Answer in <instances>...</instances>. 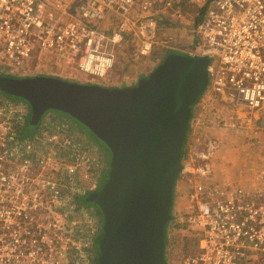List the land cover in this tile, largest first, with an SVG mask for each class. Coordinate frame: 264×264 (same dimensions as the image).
Here are the masks:
<instances>
[{
    "label": "built area",
    "instance_id": "obj_1",
    "mask_svg": "<svg viewBox=\"0 0 264 264\" xmlns=\"http://www.w3.org/2000/svg\"><path fill=\"white\" fill-rule=\"evenodd\" d=\"M183 4L191 6L199 18L194 27L193 52L210 58L207 94L225 104L223 125L249 133L257 130L256 114L264 109V0H0V74L26 77L34 67V59L53 56L63 65L72 64L85 74L103 79L115 64L117 49L127 34L126 24L133 21V16L136 20L131 31L140 40L139 53L147 54L164 10L172 18L184 16ZM112 16L120 18L119 26L113 31L101 29V24ZM27 115V110L0 90L2 190L17 197L35 180L32 168L37 165L46 169L54 156L60 175L51 178L40 174L41 184L54 203L50 207L58 208L69 196L65 202L73 204L70 209H77L81 197L87 194L80 184L85 173L81 147L56 114H46L36 133L22 137ZM201 124V119L193 123L201 149L193 152L191 164L182 166V170L208 177L218 142L209 136L200 141L196 132ZM243 145L264 154V138L255 141L251 136ZM63 156L71 163H62ZM260 161L258 177L264 179V157ZM263 197L260 190L252 192L233 184L195 183L191 193L193 211L185 222L200 237V251L186 257L184 264H264ZM0 208L7 213H23L19 206L1 204ZM7 217L14 219L10 214ZM72 223L71 235L78 241L77 234L82 230L79 223ZM18 226V221H12V230L8 231L16 251L20 243L36 242L30 236H19ZM100 232L90 230L92 252H96ZM6 234L1 224L0 258ZM77 257H70L71 263L78 262ZM96 258L97 252L80 262L93 264Z\"/></svg>",
    "mask_w": 264,
    "mask_h": 264
},
{
    "label": "water",
    "instance_id": "obj_2",
    "mask_svg": "<svg viewBox=\"0 0 264 264\" xmlns=\"http://www.w3.org/2000/svg\"><path fill=\"white\" fill-rule=\"evenodd\" d=\"M172 58L122 88L0 74V90L29 105L33 123L64 115L109 154L102 184L83 199L102 217L95 264H166L174 188L210 59Z\"/></svg>",
    "mask_w": 264,
    "mask_h": 264
},
{
    "label": "rangeland",
    "instance_id": "obj_3",
    "mask_svg": "<svg viewBox=\"0 0 264 264\" xmlns=\"http://www.w3.org/2000/svg\"><path fill=\"white\" fill-rule=\"evenodd\" d=\"M181 10L184 16L180 19L166 16V10H164V16H161L158 20V27L153 37V47L147 54L139 53L140 40L131 31L134 27L133 22L136 20V16H133V21L126 24L127 34L125 35V40L117 49L115 64L103 79L92 77L77 68L64 66L53 56L34 59L32 61V66L34 67L30 69L29 75L26 77L47 75L61 77L71 82L99 84L110 88L135 86L140 79L153 72L163 59V54L167 49H186L191 46L194 39L196 17L193 16L194 11H192V8L185 7L184 4ZM120 23V18L112 16L101 24V29L113 31ZM168 57H173L172 59L177 61L191 58L187 53L179 50L168 51ZM202 64L204 65V63ZM14 104H19V107L24 111L27 110L25 104L20 101H14ZM225 112V104L220 98L215 97L214 100H210L208 94L202 96L194 106L193 113H195V116L194 119L192 117L184 146L185 155L182 158V166L191 164L193 152L199 150V147L201 149V145L194 137L193 123L195 124L198 119L202 120V124L197 127L198 131L196 132L201 136L200 141L205 140L204 138L209 136L218 142V148L210 176L200 177L186 169L180 172L174 188L173 206L171 209L172 218L166 227V264H180L184 257L196 249V238H198V235L185 222V218L193 211L191 193L195 183L200 182L207 185L211 182L217 185L233 184L252 192L255 190L254 188H259L264 193V180L257 181L252 176L245 182L244 179H236L233 170L230 171L228 169L226 171L228 175H226L223 170L214 169L215 163L217 168H221L217 163L225 161L226 158L235 157L237 147L234 144L242 145L245 139L249 140L251 136L255 141L264 138V109L259 115L256 114L255 123L259 128L250 133L244 130L233 132V129L225 127L221 118ZM47 114L50 116L55 115L53 112H48ZM60 117L71 130L77 144L81 147V159L83 160L85 173L81 178L80 184L82 191L90 194L88 191L93 192L102 184L106 175L105 172H107L109 167V160H105L103 154L97 150V148H100L99 145L87 132L76 128L77 125L66 116L60 115ZM26 121L25 135L33 132L34 128L38 126V124L32 122V116L27 117ZM252 153L257 154L259 160L264 157V154L258 148H253L250 155ZM62 159L64 161L62 163L65 164H69L72 161L67 156H63ZM230 162L232 160L229 159ZM193 164L196 166V163ZM56 167H59V163L54 156L46 169L35 165L32 168V176L35 180L26 187L23 193L18 194L14 198L10 197L8 193H4L0 185V205L19 206L22 208L21 212H23L22 215L18 212L7 213L0 208V225L4 226L7 233L3 239L0 264H81L80 261L85 262L87 255H95L96 252H92V244L90 243V230L91 228L98 231L101 230L102 217L97 210L85 206L84 203V205L78 204V208L75 210L70 209L73 204L65 202L69 196H65V200L59 204L61 206L58 208L50 207L54 203L46 194V188L41 184L40 174L51 178L52 176L57 177L60 174L56 171ZM35 204H38V206L35 207ZM9 214L14 219L7 217ZM12 221L20 223V226L17 227L19 236L28 238L30 236L36 242L20 243V245L16 246V251L15 246L12 243L10 244L8 233V231L12 230ZM72 222L79 223V229L82 230L80 234H77L79 237L78 241L74 240L71 235L70 227L73 224ZM27 228L30 229V234L25 232ZM74 256H78L76 258L78 262L71 263L70 257L74 259Z\"/></svg>",
    "mask_w": 264,
    "mask_h": 264
},
{
    "label": "crops",
    "instance_id": "obj_4",
    "mask_svg": "<svg viewBox=\"0 0 264 264\" xmlns=\"http://www.w3.org/2000/svg\"><path fill=\"white\" fill-rule=\"evenodd\" d=\"M185 5V7H188V8H192L191 6H189V5H186V4H184ZM183 6V5H182ZM182 6H181V8H182ZM192 11H194L193 9H192ZM194 13V12H193ZM194 16V15H193ZM182 16H173V18L174 19H180ZM196 18H195V25H196V20L197 19H199V18H197V16H195ZM161 18V16L159 17V19ZM194 42H195V37H194V39H193V42H192V44H191V46H188L186 49H178V48H170V49H167V51H165V53L163 54V59L159 62V64L158 65H160L161 63H163L166 59H167V52L168 51H170V50H179V51H183V53H187L191 58H196V57H204L205 55H201V54H196V53H194L193 51H194ZM209 62H210V59H209ZM64 66H69V65H64ZM70 67H73V68H75L74 67V65H70ZM209 85H210V75H209V71H208V84H207V86H206V88H205V90H204V92L202 93V95L199 97V99L197 100V102L200 100V98L202 97V96H205L206 94H207V90H208V88H209ZM211 100V99H210ZM212 100H214L213 98H212ZM196 102V103H197ZM196 103H195V105H196ZM194 105V106H195ZM25 107H27L26 105H25ZM29 107V106H28ZM27 107V113H28V115H27V117L29 118L30 116H32L31 114H32V111H31V108L29 107L28 108ZM30 109V110H29ZM193 110H194V108H193ZM262 111V110H261ZM261 111H259L258 113H257V115H259V113L261 112ZM195 116V113H193V117ZM27 120V119H26ZM26 123H27V121H26ZM72 124V123H71ZM73 127V126H72ZM26 128H27V125H26ZM25 128V129H26ZM38 128L39 127H35L34 128V130H33V132H31V133H28L27 135H25V131L23 132V135H22V137H26V136H30V135H33L34 133H36L37 132V130H38ZM76 128H78V129H80V130H82L81 128H79L78 126H76ZM236 130H233V132H235ZM240 138V137H239ZM237 148H236V150H237V152H236V155H235V157H233V158H226L225 159V161H222L221 163H217V164H219L220 165V167L221 168H217V166H216V163H215V166H214V169L216 170H223L224 172H226L228 169L231 171V170H233L234 171V173H235V175H238V174H240L241 176V178L240 179H244V181L245 182H247V180L248 179H250L252 176H254L253 178L254 179H256L257 181H259V180H264V179H260L259 177H258V174L260 173V170H261V168H260V166H261V161L257 158V154H251L250 155V152L253 150V148H255V147H253V146H245V145H240V144H238V143H236V144H234ZM100 147V146H99ZM233 148H235V147H233ZM244 148H246V152H244ZM257 149V148H256ZM97 150L98 151H100V153H102L103 154V156L105 157V160H109V154L105 151V150H103L101 147L100 148H97ZM259 150V149H258ZM231 153H232V151H231ZM232 155V154H231ZM229 159L230 160H232V162H230L229 163ZM237 161V162H236ZM108 162V161H107ZM240 165L242 166L241 168H240ZM248 165V166H247ZM244 166V167H243ZM250 170V171H249ZM108 171V170H107ZM232 171V172H233ZM105 173H107V172H105ZM226 175H228V172H226ZM104 177V176H103ZM212 183V182H211ZM257 187V186H256ZM252 189V188H251ZM255 190H260L259 188H254Z\"/></svg>",
    "mask_w": 264,
    "mask_h": 264
},
{
    "label": "trees",
    "instance_id": "obj_5",
    "mask_svg": "<svg viewBox=\"0 0 264 264\" xmlns=\"http://www.w3.org/2000/svg\"><path fill=\"white\" fill-rule=\"evenodd\" d=\"M199 22V19H197L196 20V24ZM10 100H13V101H21V99L19 98V97H16V96H12V95H9V94H5ZM17 99V100H16ZM48 113V112H47ZM46 113V114H47ZM53 113H55V112H53ZM46 114L44 115V117L46 116ZM56 114V113H55ZM57 116H60L61 114H59L58 115V113L56 114ZM64 116V115H63ZM68 118V117H67ZM44 119V118H43ZM41 122H42V120L39 122V123H37L38 124V126L37 127H39L40 126V124H41ZM185 143H186V141H185ZM184 146H185V144H184ZM184 155H185V150H183V154H182V158L184 157ZM88 194H86L85 196H82L81 197V199H80V203L82 202V204H83V199L87 196ZM84 205V204H83ZM86 206V205H85ZM96 263V260H94V262H93V264H95Z\"/></svg>",
    "mask_w": 264,
    "mask_h": 264
},
{
    "label": "flooded vegetation",
    "instance_id": "obj_6",
    "mask_svg": "<svg viewBox=\"0 0 264 264\" xmlns=\"http://www.w3.org/2000/svg\"><path fill=\"white\" fill-rule=\"evenodd\" d=\"M21 103H23V104H25L27 107L29 106V105H27L24 101H20ZM29 108V107H28ZM88 193H91V192H89L88 191ZM197 239V246H196V249L194 250V251H192L190 254H188L186 257H188V256H191V255H195L196 253H198L199 251H200V237H198V238H196ZM186 257H184L183 259H182V261H181V263L180 264H184V262H183V260L186 258Z\"/></svg>",
    "mask_w": 264,
    "mask_h": 264
}]
</instances>
